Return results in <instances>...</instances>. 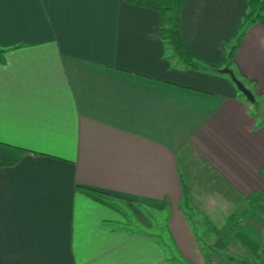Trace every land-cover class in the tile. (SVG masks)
Masks as SVG:
<instances>
[{
    "label": "crops",
    "instance_id": "crops-1",
    "mask_svg": "<svg viewBox=\"0 0 264 264\" xmlns=\"http://www.w3.org/2000/svg\"><path fill=\"white\" fill-rule=\"evenodd\" d=\"M247 3L185 0L188 52L220 62ZM159 27L136 0H0V264H240L223 254L247 259L249 240L264 253V23L230 64L255 103L185 67Z\"/></svg>",
    "mask_w": 264,
    "mask_h": 264
},
{
    "label": "trees",
    "instance_id": "trees-1",
    "mask_svg": "<svg viewBox=\"0 0 264 264\" xmlns=\"http://www.w3.org/2000/svg\"><path fill=\"white\" fill-rule=\"evenodd\" d=\"M185 0H136V3H140L148 8L156 10L160 15V27L158 30V36L167 47L173 52V54L182 62L187 68L196 70H210L223 74V69H230V64L233 61L235 50L240 43V40L245 32V29L252 23L259 22L264 23V0H248L247 11L243 14L242 18L237 22L235 29L231 32L224 45H229L232 39H235V43L230 45L228 51H223V56L220 62H204L193 57L186 49L180 35V11ZM231 70V69H230ZM256 102V101H255ZM254 102V103H255ZM5 163L0 160V164ZM92 199L99 201L105 205L116 208L112 203V198L106 193L98 192L95 190L82 189ZM262 195H251L248 198V203H255L261 201ZM260 197V198H259ZM183 201L187 209L188 196L186 187L183 184ZM117 209V208H116ZM242 214L231 215L226 221V230L230 236L234 235L237 231V226ZM229 260L233 258L228 257ZM240 264H249L245 260H237ZM263 263V262H261Z\"/></svg>",
    "mask_w": 264,
    "mask_h": 264
},
{
    "label": "rangeland",
    "instance_id": "rangeland-1",
    "mask_svg": "<svg viewBox=\"0 0 264 264\" xmlns=\"http://www.w3.org/2000/svg\"><path fill=\"white\" fill-rule=\"evenodd\" d=\"M222 75L229 77V75L226 73H223ZM239 93L241 95H243L241 92H239ZM113 204L116 205V207L120 208L122 211H124L128 215L127 218H129V222H130L131 226H137V228L138 227L141 228V226L138 224H142V225H147L149 227L150 225H153L152 223H154V225L158 224L157 227H159V228L163 227L164 214H162V213L161 214L156 213V215H155V213L154 214L152 213L151 216L149 214L144 216L143 213H141L137 209L135 210L134 208H131L130 207L131 205L123 204V203H119V202H113ZM262 211L264 212V209H262ZM149 216L151 217V219ZM155 217H156V221H155ZM155 222H157V224ZM193 228H194V225H193ZM194 230H195V228H194ZM195 232H196V230H195ZM159 234H161V232H159ZM227 234H228V236H230L228 232H227ZM196 235L198 236V238H201L200 234L198 232H196ZM255 248H257L256 252H255ZM206 249H208V248H206ZM233 250L236 251L235 248H233ZM261 250H262L261 247H257L253 241L249 240L247 250H246L247 254H245L247 259L245 257H239L240 259H238L236 256L237 254L234 251H232V252H228V251L225 252L224 251L225 253L223 254V257H226L224 260H229L228 257H231V258H233L232 261L235 260L236 262H238L237 260H240V261L245 260V261L249 262V264H264V253H262ZM237 251H239V250H237ZM212 254L215 256H219L220 252L214 251V252H212ZM261 262H263V263H261Z\"/></svg>",
    "mask_w": 264,
    "mask_h": 264
},
{
    "label": "water",
    "instance_id": "water-1",
    "mask_svg": "<svg viewBox=\"0 0 264 264\" xmlns=\"http://www.w3.org/2000/svg\"><path fill=\"white\" fill-rule=\"evenodd\" d=\"M222 72L229 75L231 81L233 82L237 90L244 95V97L246 98L248 102L250 103L255 102V97L253 93L251 92V90L248 89L239 79L236 78L232 70L226 68V69H223Z\"/></svg>",
    "mask_w": 264,
    "mask_h": 264
}]
</instances>
